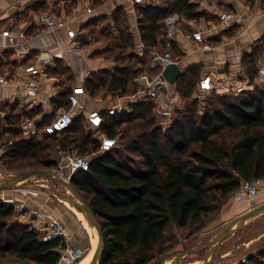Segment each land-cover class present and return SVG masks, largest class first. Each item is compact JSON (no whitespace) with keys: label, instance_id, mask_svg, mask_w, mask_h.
<instances>
[{"label":"trees","instance_id":"trees-1","mask_svg":"<svg viewBox=\"0 0 264 264\" xmlns=\"http://www.w3.org/2000/svg\"><path fill=\"white\" fill-rule=\"evenodd\" d=\"M135 11L141 51L135 47L123 7L111 14L115 37L91 28L95 40L104 38L106 47L101 53L116 65L114 71L88 74L82 85L90 97L103 90L131 97L133 77L147 62L148 52L166 48V17L177 13L193 19L204 14L189 0H160L159 6L144 3L136 5ZM98 19L85 26H93ZM170 51L173 56L178 53L173 42ZM257 54L253 50L242 58L250 82L257 76ZM68 69L62 59L55 58L54 66L46 72L56 77L61 90L51 99L52 113L36 120L37 136L24 139L20 123L25 116L38 115L40 105L20 108L17 101L4 103L0 143L12 140V144L5 148L3 166L18 172L50 171L55 167L52 150L78 155L98 151L99 143L84 135V131L93 130L83 113L73 116L71 126L59 135L45 132L57 110L71 108L68 97L72 88L65 86L62 78ZM199 69V65H190L176 79L174 85L185 106L176 108L164 129L156 126V108L148 98L126 100L129 110L121 115L100 111L104 118L100 131L108 137H116L126 125L119 135L123 148L94 156L89 170L72 176L70 184L88 201L102 225L106 247L101 264H146L153 258L154 247L167 239L170 227L197 231L202 220L218 211L243 180H264V86L233 98L206 99L203 107L196 109L197 102L190 96L200 79ZM67 78L73 79V75ZM127 151L139 156L136 163ZM62 249L58 240L43 241L40 232L16 219L11 204L0 200V261L15 258L31 264H59ZM139 249L149 254L130 259L129 253ZM239 264H264V253L249 254Z\"/></svg>","mask_w":264,"mask_h":264},{"label":"crops","instance_id":"crops-1","mask_svg":"<svg viewBox=\"0 0 264 264\" xmlns=\"http://www.w3.org/2000/svg\"><path fill=\"white\" fill-rule=\"evenodd\" d=\"M97 1L0 0V30L9 29L16 36V43L10 46H4L6 39L0 36V77L3 78L0 82V117L6 114L4 103L14 101L19 103L20 108L23 105L27 108L40 105L41 112L35 116L37 120L41 119L43 114L52 113L51 99L60 92L61 88L47 75L38 77L24 75L22 65L28 62L61 54L60 59L69 68L75 70L76 78L81 81L77 86L83 84L93 66L100 63L91 60L89 52L84 48L87 40L84 34L85 24L91 19L103 16H106L107 22L112 21L111 14L118 7H124L128 17L135 19V6L128 0ZM189 2L196 5V11L204 14L193 19H185L177 13L169 15L176 19V25L181 29V32L171 39L178 50V53L173 56L176 62L182 69L190 65H199L200 90L210 94L252 87L247 80L242 58L251 54L253 50L257 51L258 57L264 58V0H189ZM146 3L159 6L160 0H146ZM88 8L90 12L87 11ZM222 12H231L235 16L229 31L223 30L219 25V14ZM41 13H48L57 18L61 14L64 15V18H61L62 25L55 30L47 31L37 20L38 14ZM71 27L79 32L80 54L78 56L71 53L72 44L66 37V31ZM197 29L206 36L205 43L200 44L186 37ZM137 42L140 48L138 49L141 51L143 45L140 37ZM146 66L150 71L157 73L159 71L157 68H151L147 62ZM28 81L35 82L36 89L33 93L29 92L25 85ZM197 97L201 104L205 103H203V97L200 95ZM172 100L175 105L181 103L177 96L173 95ZM79 101L78 106H71L73 108L71 112L57 110L52 120L65 112L73 117L78 113L87 116L89 112L96 110L91 107L88 94L79 96ZM106 106L97 111H102ZM159 107L162 111L163 107L161 105ZM23 188H29L31 192L24 194ZM52 192L47 186L30 179L1 191L0 199L24 201L28 208L60 218L73 234L71 245L81 250V257L86 256L91 242L78 212ZM253 201L264 202V185L259 187ZM245 206L244 201H229L221 209L219 221L230 220L245 209ZM32 219L37 228H42L44 224L42 220L35 217ZM23 223L28 224L27 221Z\"/></svg>","mask_w":264,"mask_h":264},{"label":"built area","instance_id":"built-area-1","mask_svg":"<svg viewBox=\"0 0 264 264\" xmlns=\"http://www.w3.org/2000/svg\"><path fill=\"white\" fill-rule=\"evenodd\" d=\"M133 6L142 5L146 3V0H128ZM90 12V9H87ZM234 15L231 12H222L219 14V25L223 30H229L232 25V20H234ZM64 15H60L59 18L48 13L38 14V22L47 30L52 31L62 25V19ZM166 30L168 33V39L166 42V48L151 49L148 52L147 63L151 68H157L159 71L154 78L146 83V88L144 90V95L150 97L155 103L163 107L161 114L164 117L162 123H170L173 118L175 104L172 100L168 99L167 85L168 83L163 79L161 72L165 66L170 63H177L174 59L172 52L170 51V42L172 37L181 32L180 27L176 25V19L172 16H168L165 19ZM0 36L6 39L4 46H10L16 43V36L12 34L9 29H1ZM66 37L71 42L70 51L74 56L80 54L79 45V32L75 28H68L66 31ZM186 37L189 40H193L197 43H205L207 41L206 36L199 29L192 31L187 34ZM139 48V47H138ZM140 49V48H139ZM142 49V48H141ZM140 51V50H139ZM46 52V51H45ZM61 54L55 56H47L43 59L39 58L35 62H28L22 65V73L27 77H38L46 75L49 68L54 66L55 58H60ZM255 67L257 68V80L264 82V58L258 57L255 60ZM3 78L0 77V82ZM29 92L33 93L36 89L35 82H25ZM87 94L80 84L72 88L69 95V102L72 107L78 106L80 104L79 96ZM129 108L125 104L123 97H117L112 103L107 105L102 111H105L108 115H121L128 111ZM36 117L25 116L21 123L22 137L26 140L37 136L39 131L36 126ZM87 126L93 130L97 131L102 136V147L109 149L113 144V139L103 132L100 131L101 126L104 124V118L100 111L94 110L87 114L86 116ZM72 124V116L70 113H61L57 118L52 120L49 124L45 126V132L49 134L56 133L59 135ZM12 144V140L4 144H0V168L3 166L2 158L5 153V148ZM55 167L51 172L60 178L62 181L65 179L66 182H70V179L75 174L80 172H87L89 170L90 162L92 157L90 155H78L74 152L64 149H56L54 152ZM35 181L41 185H48L46 180L39 177H30L24 179L23 182L27 180ZM262 180L257 178H251L243 180L234 193V198L239 201H245L246 203H252L256 197L259 185ZM24 194H29L31 191L29 188H23ZM3 202L9 203L13 206L14 212L17 216L18 221H27L28 225L40 232L43 241L58 240L63 244V249L60 254V259L58 263H72L81 257V250L79 248H74L71 245L73 234L67 229L65 223L58 217L53 216L49 213H40L39 211L28 208L24 201H15L13 199H0ZM42 220L44 222L42 228H37L34 219Z\"/></svg>","mask_w":264,"mask_h":264},{"label":"rangeland","instance_id":"rangeland-1","mask_svg":"<svg viewBox=\"0 0 264 264\" xmlns=\"http://www.w3.org/2000/svg\"><path fill=\"white\" fill-rule=\"evenodd\" d=\"M123 12H125L127 18H128V24L130 26L134 42H135V47L138 46L137 39L140 37L139 36V31L137 28V17H136V11H135V19L129 18L127 15L126 10L123 7ZM106 16H103L102 18L98 19V22L96 20V23L91 26V27H86L85 26V31L84 34L86 36V42L84 48L86 49L87 52H89V58L91 60L100 62L99 64H103L101 66L95 65L93 66V69L89 71V73L97 72L98 70L105 69L109 71H114L116 63L111 59L105 58V54H102V50L105 49L106 43L104 42V38H101L99 40H95V33L90 32L91 28L95 29V32L99 30H103L105 34H108V36H113L115 37V30L113 25L111 24L112 22H107L105 20ZM107 54V53H106ZM141 70L133 77L134 85H131L132 89L134 90L133 95L131 97H124V101L130 100L131 102H137L141 101L143 98H148L149 100L152 101V104L155 106V114H156V120L155 124L157 127H160L164 129L166 126H168L170 123L163 124V116L160 111L159 104L155 103L150 97L144 95V90L146 88V83L149 82L154 76L157 75L156 71H150L148 67L146 66V63L141 65ZM200 70V76H201V69ZM68 74L73 75V79H68L67 76ZM48 78L52 80V82H56V77L48 74ZM64 79V85L65 86H70V87H76L78 83L81 81L76 78V72L73 68H69L66 74H63ZM248 78V76H247ZM248 82L252 85L249 89L247 88H237L234 90H229L225 93L223 92H213L209 93L207 91H202L200 90V83H201V78L197 81L194 91L192 92V95L190 96L191 100H196V109H201L203 105L205 104L204 102L206 99H211V100H216V96H223L225 98H233L234 96L241 95L243 92H252L254 91V87L262 88L264 86V82L258 81L257 76L250 82L249 79H247ZM168 93V99L172 100L173 95L177 96L180 98L181 103L178 105H175V110L176 108H184L185 102L181 98L180 94L176 90V86L172 85L170 86L169 84L167 85V91ZM107 94L104 90L103 92H100L94 97H90V103L91 107L94 109H99L104 107L105 105H109L111 101L113 102L114 99L117 98V96L112 95L111 92H108ZM173 94V95H172ZM214 95L212 98L211 95ZM200 95V97H203V103L201 104L200 100H198L197 97ZM196 96V97H195ZM173 101V100H172ZM53 107V105H52ZM52 109V108H51ZM70 108V112H71ZM53 110V109H52ZM68 110V111H69ZM174 110V111H175ZM174 115V114H173ZM125 126L123 125L122 127L119 128V134H117L116 137L113 139V145L107 150L104 147H102V136L100 133L97 131H84V135H87L89 139L96 140L97 143H99V149L96 153L91 154L90 156L94 158L97 154L116 149V148H123L122 141L120 140V133L125 130ZM162 132V131H161ZM196 147H192V149H195ZM58 149V148H57ZM56 150V149H55ZM55 150L51 151V156L54 158V152ZM127 153L131 156H133V160L136 161L138 160L139 156L134 154L132 151H127ZM133 164L134 166H138L139 164ZM37 169H43V168H37ZM50 170V169H49ZM51 171V170H50ZM18 171H15L14 169L8 168V166H2L0 168V182L11 176L12 174L16 173ZM23 172V171H21ZM23 181H20L18 184H20ZM70 183V182H69ZM16 184V185H18ZM15 185V186H16ZM59 185V184H58ZM264 185V181L260 183L259 187ZM47 188L50 189L48 185H46ZM14 187V186H13ZM11 187V188H13ZM60 190L65 191L62 186H58ZM77 191V190H76ZM78 192V191H77ZM53 193V192H52ZM79 193V192H78ZM54 194V193H53ZM71 196L72 193H70ZM69 194V195H70ZM80 194V193H79ZM55 195V194H54ZM81 195V194H80ZM56 196V195H55ZM59 198L58 196H56ZM60 199V198H59ZM61 200V199H60ZM236 200L234 198V194H232L221 206V208L213 213L211 216L208 218H205L202 220V226L199 230L197 231H192L193 228H185V229H177L175 226H172L168 229L167 231V239L163 240L162 242H159L151 252L153 254V258L147 262L146 264H176V255L180 252H184L187 249L198 247L211 239L214 238L216 234H218L220 231H222L228 224H230L235 218H237L239 215L247 212L248 210L252 209L253 207L264 203H257L253 201L252 203H246L245 209H243L241 212H239L238 215L234 216L230 220H227L225 222H220L219 221V215L220 211L223 208L225 204H227L229 201ZM63 201V200H61ZM239 201V200H236ZM69 206L73 207L77 212H80L77 208L66 202ZM17 217V216H16ZM88 224L89 220L87 216H85ZM18 220V219H17ZM22 222V221H21ZM199 222V221H198ZM197 222V224H198ZM195 225V223H194ZM91 227V226H90ZM174 237L171 239L170 237ZM89 237V235H88ZM210 246H207L199 251L193 252L186 254L179 259V264H203L205 257L208 255V262L206 264H239V262H242L245 260V258L249 254H257L259 252L264 253V211L259 213L258 215L254 216L252 219L246 221L244 225L237 229L234 233L230 234L216 249L213 251L209 252ZM88 251V250H87ZM147 255L149 254L148 252L144 251L143 249L135 250L133 252L129 253L130 259L135 257L136 255L141 256V255ZM80 259V258H79ZM78 261V260H77ZM77 262H72L69 264H76ZM60 264V263H59ZM61 264H67V263H61Z\"/></svg>","mask_w":264,"mask_h":264},{"label":"water","instance_id":"water-1","mask_svg":"<svg viewBox=\"0 0 264 264\" xmlns=\"http://www.w3.org/2000/svg\"><path fill=\"white\" fill-rule=\"evenodd\" d=\"M183 69L178 63H170L165 66L161 72L163 79L169 84L174 85L176 79L181 75ZM30 177H39L46 180L50 189L54 192L56 196H58L61 200L68 202L75 208L80 211H84L85 215L87 216L90 226L93 229L94 234L96 235V249L93 254V257L90 261V264H101L102 256L105 252L106 247V240L103 232L102 225L96 216L95 212L93 211L92 207L88 203V201L80 195L69 182L63 185V181L55 176L51 171L47 170H31L25 172H16L6 178L5 180L0 182V192L6 189H9L20 181ZM60 186L68 187L73 196H70L66 191L60 190L58 188ZM264 211V203H261L252 209L248 210L247 212L239 215L235 218L230 224H228L222 231L214 236L213 239L210 241L194 248H190L185 250L184 252H180L176 255V264H179L180 257L199 251L207 246H210L209 252L216 249L230 234L234 233L237 229L241 228L244 223L254 216L258 215L259 213ZM208 262V255L205 257L203 264ZM0 264H31L24 260H18L15 258L5 259L0 261Z\"/></svg>","mask_w":264,"mask_h":264},{"label":"bare ground","instance_id":"bare-ground-1","mask_svg":"<svg viewBox=\"0 0 264 264\" xmlns=\"http://www.w3.org/2000/svg\"><path fill=\"white\" fill-rule=\"evenodd\" d=\"M63 182H64L63 185L66 184L65 179H63ZM62 187L64 188V190L68 194L72 193L71 190L68 187H65V186H62ZM70 196H71V194H70ZM63 202H66V201H63ZM78 215H79L80 219L82 220V222H83V224H84V226L86 228V231H87V233L89 235L90 242H91L90 245L91 246H90L89 253L86 256L81 257L77 261L76 264H90V261H91V259L93 257V254L95 252V249H96V235L94 234L93 229L90 227V224H88V222H87V220L85 218L86 215H85L84 211L78 212Z\"/></svg>","mask_w":264,"mask_h":264}]
</instances>
